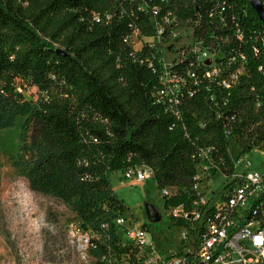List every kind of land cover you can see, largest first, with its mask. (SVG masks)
<instances>
[{
	"label": "trees",
	"instance_id": "trees-1",
	"mask_svg": "<svg viewBox=\"0 0 264 264\" xmlns=\"http://www.w3.org/2000/svg\"><path fill=\"white\" fill-rule=\"evenodd\" d=\"M9 110L25 116L29 187L75 198L76 217L125 207L109 173L128 164L181 203L201 150L230 175L228 138L239 155L264 146V24L249 0H0V126Z\"/></svg>",
	"mask_w": 264,
	"mask_h": 264
},
{
	"label": "built area",
	"instance_id": "built-area-1",
	"mask_svg": "<svg viewBox=\"0 0 264 264\" xmlns=\"http://www.w3.org/2000/svg\"><path fill=\"white\" fill-rule=\"evenodd\" d=\"M135 39L132 34L131 41ZM196 52L198 61L208 60L204 57L208 50ZM210 67L216 69L212 60ZM159 93L164 95L165 89ZM255 149L264 156V146ZM198 157L194 181L181 203H167L176 192L174 187L160 188L169 234L161 237L149 224L136 222L126 207L105 210L88 220L74 216L64 228L69 253L56 264H264V168L252 171L246 160V169L239 173L237 161L230 157L233 172L224 175L208 149ZM214 171L222 176L218 192L209 183ZM151 175V168L143 163L122 170L127 185H137ZM163 217L161 212L160 220Z\"/></svg>",
	"mask_w": 264,
	"mask_h": 264
},
{
	"label": "rangeland",
	"instance_id": "rangeland-1",
	"mask_svg": "<svg viewBox=\"0 0 264 264\" xmlns=\"http://www.w3.org/2000/svg\"><path fill=\"white\" fill-rule=\"evenodd\" d=\"M176 34L180 35L176 44L179 48L191 45L189 29L179 27ZM135 45L138 46L139 41ZM175 56V52H164L163 61L170 63ZM204 57L212 59L213 56L207 52ZM16 85L25 98L35 100V86L21 81ZM2 117L9 119L10 124L0 126V264H56L69 253L64 228L74 219L75 198L65 202L29 187L26 171L33 154L28 148V137L23 132L25 116L9 110L3 112ZM226 149L232 160L237 161V172L246 169V160L250 161L252 171L264 168V156L258 149L253 148L239 158L238 148L231 137L228 138ZM221 178L214 171L209 180L211 188L217 192ZM109 180L112 192L123 201L130 218L149 224L161 237L169 234L165 199L152 175L137 185H127L122 171L118 170L109 173ZM144 201L155 204L163 213V219L149 223L143 209Z\"/></svg>",
	"mask_w": 264,
	"mask_h": 264
},
{
	"label": "water",
	"instance_id": "water-1",
	"mask_svg": "<svg viewBox=\"0 0 264 264\" xmlns=\"http://www.w3.org/2000/svg\"><path fill=\"white\" fill-rule=\"evenodd\" d=\"M249 2L251 7L254 9L255 13L257 14L258 18L264 24V5L261 3L260 0H249ZM143 209H144L145 217L148 221L155 223L161 219V212L155 204L148 201H144Z\"/></svg>",
	"mask_w": 264,
	"mask_h": 264
}]
</instances>
